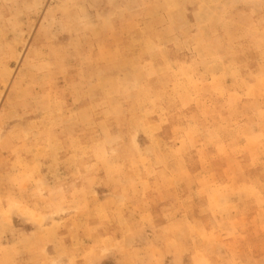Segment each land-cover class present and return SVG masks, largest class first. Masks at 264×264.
I'll list each match as a JSON object with an SVG mask.
<instances>
[{
  "label": "rangeland",
  "instance_id": "1",
  "mask_svg": "<svg viewBox=\"0 0 264 264\" xmlns=\"http://www.w3.org/2000/svg\"><path fill=\"white\" fill-rule=\"evenodd\" d=\"M0 264H264V0H0Z\"/></svg>",
  "mask_w": 264,
  "mask_h": 264
}]
</instances>
